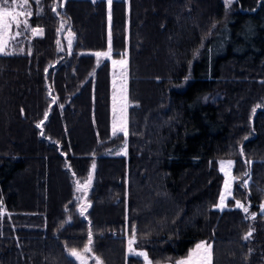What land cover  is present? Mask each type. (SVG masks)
<instances>
[{
    "label": "trees",
    "instance_id": "trees-1",
    "mask_svg": "<svg viewBox=\"0 0 264 264\" xmlns=\"http://www.w3.org/2000/svg\"><path fill=\"white\" fill-rule=\"evenodd\" d=\"M27 3L31 29L0 53V264H81L70 249L144 264L127 254L133 226L154 264L202 241L212 264H264V0ZM110 36L112 57L129 55L127 136L111 133V62L91 53Z\"/></svg>",
    "mask_w": 264,
    "mask_h": 264
},
{
    "label": "rangeland",
    "instance_id": "rangeland-1",
    "mask_svg": "<svg viewBox=\"0 0 264 264\" xmlns=\"http://www.w3.org/2000/svg\"><path fill=\"white\" fill-rule=\"evenodd\" d=\"M235 1L236 0H234V2ZM9 10L19 13V15L17 16V19L19 20L20 23H19V26L13 23L11 27L9 28L8 32L4 35L3 37L4 52H2L1 54L11 53L13 51V43L17 41V39L21 38L23 34L26 33L29 29H31L30 27L31 15L23 14L25 12H31V9L29 8L28 3H25V0L15 1L9 7ZM25 21L27 22L26 24H25ZM63 31L64 32L62 33V36L64 39L65 48L68 52H71L74 46L75 33L73 32L71 28H66ZM39 33L40 31L37 30L36 33L34 34L36 35ZM70 41L71 43H69ZM91 53L94 54L96 58L100 61L109 60L111 62V133L113 135L114 125H116L117 127H120L121 125L126 126L127 133H128V109H129V99H128L129 55H128V51H126L124 57L113 58L112 57V47H111V36H110L108 40V47L106 50L95 51ZM96 53H107L108 55L97 56ZM221 97H222V93H213L209 97V102L212 104H215L218 102L219 99H221ZM118 134H123V133L121 132ZM127 152H128V145H127V142H125L123 146L120 148V150L118 151V153L120 155H127ZM233 164L234 163L232 162L231 167H229L228 161H225L221 165L224 174L227 173V175L225 174V181H224L223 189L220 195L219 203L217 206L220 209H224L226 207V200L230 198L233 193L234 180H235V178L232 175V170L234 166ZM93 165L95 164H92L90 168V173H89V176L91 175L92 180H91L90 185L87 187V189L85 190L84 185L88 179L84 183H80V184L77 183V186H76L75 200L78 204V208L80 212H81L82 207L86 209L84 211L83 216H86V212L89 210V207H90V202L86 198V193H87V190L93 184L94 174H95V167L93 168ZM262 211L264 212V203L262 204ZM128 241H129V238H128ZM202 242H206V241H202ZM206 244H209V243L206 242ZM127 246H129L128 242H127ZM137 251L145 252L144 250H137ZM211 251H212V245H211ZM141 258L143 259V257Z\"/></svg>",
    "mask_w": 264,
    "mask_h": 264
},
{
    "label": "snow or ice",
    "instance_id": "snow-or-ice-1",
    "mask_svg": "<svg viewBox=\"0 0 264 264\" xmlns=\"http://www.w3.org/2000/svg\"><path fill=\"white\" fill-rule=\"evenodd\" d=\"M38 3L39 0H36ZM234 2V0H225V3L227 6H231V4ZM9 0H0V53L4 52V35L8 32L9 28L13 23H15L17 26H19V20L17 19V16L19 13H16L15 11H10L8 7ZM25 3H27V0H25ZM111 3V0H109V4ZM55 10V9H53ZM25 15H31V12H25L23 13ZM27 22L25 21V24ZM34 33H36V29L32 30ZM42 31V30H41ZM71 43V41L69 42ZM97 56H103L108 55L107 53H96ZM47 118V113L45 114V119ZM38 127L40 125H37ZM123 133L125 136H127V129L126 126L121 125L120 127H117L116 125L113 126V135H117L118 133ZM126 147V145H125ZM241 154H243V151L241 150ZM223 163V162H222ZM232 162H228V166L231 167ZM95 165H93V168ZM227 175V173H225ZM248 173H245L247 175ZM92 180L91 175L88 177L87 182L84 185L85 190L90 185ZM227 183V182H226ZM79 190V189H78ZM237 207L243 208V210L247 213L248 208L244 207L243 204H241L239 201L236 202ZM86 209L84 207L81 208L80 214L83 215L84 211ZM251 235V232L248 233L247 236L244 237V239H248ZM136 243V235H135V226L132 228V236L128 241L129 245V252L131 254H134L139 257H143L145 264H152L151 260L148 257V254L143 251H136L133 248V245ZM92 234L91 231H89V237H88V245L85 246L84 252H91L92 248ZM69 254L72 257H75L77 260L81 262V264H86V259L82 255V253L78 252L76 249H70ZM96 264H102V261L97 257ZM175 264H212V251H211V245L206 244V242H200L195 245L193 249H191L187 255V257L180 259L175 262Z\"/></svg>",
    "mask_w": 264,
    "mask_h": 264
},
{
    "label": "crops",
    "instance_id": "crops-1",
    "mask_svg": "<svg viewBox=\"0 0 264 264\" xmlns=\"http://www.w3.org/2000/svg\"><path fill=\"white\" fill-rule=\"evenodd\" d=\"M128 153V152H127ZM229 161H231V160H229ZM228 161V162H229ZM231 162H233V161H231ZM234 163V162H233ZM234 165V164H233ZM80 184V183H79ZM134 248V247H133ZM135 249V248H134ZM126 250H127V254H128V256L130 255H133V256H136V255H134V254H131L130 252H129V246H127V248H126ZM136 251L138 250V249H135ZM144 260V259H143ZM144 264H145V262H144Z\"/></svg>",
    "mask_w": 264,
    "mask_h": 264
},
{
    "label": "water",
    "instance_id": "water-1",
    "mask_svg": "<svg viewBox=\"0 0 264 264\" xmlns=\"http://www.w3.org/2000/svg\"><path fill=\"white\" fill-rule=\"evenodd\" d=\"M79 261V260H78Z\"/></svg>",
    "mask_w": 264,
    "mask_h": 264
}]
</instances>
